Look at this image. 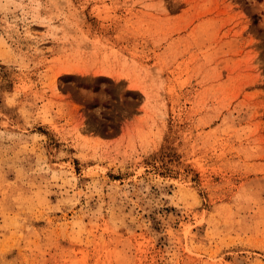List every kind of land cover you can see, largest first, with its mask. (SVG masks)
<instances>
[{
  "label": "rangeland",
  "instance_id": "374dc122",
  "mask_svg": "<svg viewBox=\"0 0 264 264\" xmlns=\"http://www.w3.org/2000/svg\"><path fill=\"white\" fill-rule=\"evenodd\" d=\"M0 264H264V0H0Z\"/></svg>",
  "mask_w": 264,
  "mask_h": 264
}]
</instances>
